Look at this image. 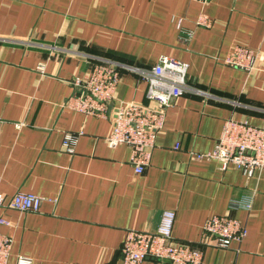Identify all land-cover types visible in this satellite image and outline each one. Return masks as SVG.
<instances>
[{"label":"crops","instance_id":"crops-1","mask_svg":"<svg viewBox=\"0 0 264 264\" xmlns=\"http://www.w3.org/2000/svg\"><path fill=\"white\" fill-rule=\"evenodd\" d=\"M202 19L210 26L200 25ZM236 46L257 68L226 65ZM187 65L184 93L166 110L151 163L136 174L126 145L112 147L108 118L68 108L92 64L120 71L114 106L147 104L141 72L162 57ZM264 127V0H0V234L8 264H123L129 231L153 232L174 211L179 242L206 241L204 224L230 214L247 227L205 264H264V173L223 170L213 158L227 120ZM77 136L71 152L66 135ZM19 192L38 213L7 207ZM250 209L230 211L232 200ZM142 264H169L146 259Z\"/></svg>","mask_w":264,"mask_h":264},{"label":"built area","instance_id":"built-area-1","mask_svg":"<svg viewBox=\"0 0 264 264\" xmlns=\"http://www.w3.org/2000/svg\"><path fill=\"white\" fill-rule=\"evenodd\" d=\"M199 24L210 26L212 22L202 19ZM258 57V52L236 46L224 63L251 72L257 68ZM141 76L148 81V103L122 102L116 107L120 71L114 64L94 63L83 78L75 81L79 87L78 95L71 97L67 105L90 116L110 119L113 128L106 142L112 147L126 145L130 149V164L136 174L144 173L150 165L157 135L165 125L166 110L184 93L187 65L163 56L153 68L142 71ZM76 141V135H66L65 145L71 152ZM197 158L217 159L223 170L236 168L247 177H252L256 171L264 173V127L254 126L246 120L229 119L214 151ZM43 201L36 194L19 192L7 207L23 213H38ZM4 204L5 197L0 195V205ZM250 207L251 201L234 199L230 211ZM175 219L174 211H165L155 231H129L121 247L123 264H142L146 259L169 264H205L202 247L228 249L232 242L241 243L248 235L246 225L238 218L230 214L216 215L204 224L206 241L199 245L179 242L173 236ZM0 224L11 223L1 219ZM12 245L13 238L0 234V264H8ZM19 264L30 262L21 259Z\"/></svg>","mask_w":264,"mask_h":264}]
</instances>
